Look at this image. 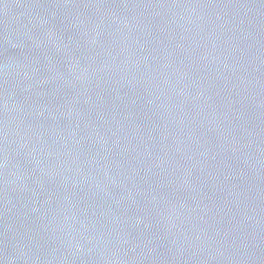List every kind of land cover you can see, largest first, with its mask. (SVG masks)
<instances>
[{
    "label": "water",
    "instance_id": "95a60500",
    "mask_svg": "<svg viewBox=\"0 0 264 264\" xmlns=\"http://www.w3.org/2000/svg\"><path fill=\"white\" fill-rule=\"evenodd\" d=\"M0 264H264V0H0Z\"/></svg>",
    "mask_w": 264,
    "mask_h": 264
}]
</instances>
